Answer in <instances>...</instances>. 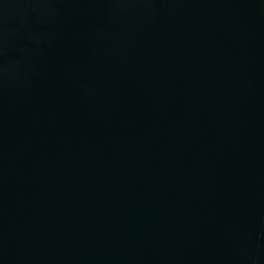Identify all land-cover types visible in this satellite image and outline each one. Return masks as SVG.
<instances>
[{
  "label": "water",
  "instance_id": "obj_1",
  "mask_svg": "<svg viewBox=\"0 0 264 264\" xmlns=\"http://www.w3.org/2000/svg\"><path fill=\"white\" fill-rule=\"evenodd\" d=\"M0 264H264V0H0Z\"/></svg>",
  "mask_w": 264,
  "mask_h": 264
}]
</instances>
